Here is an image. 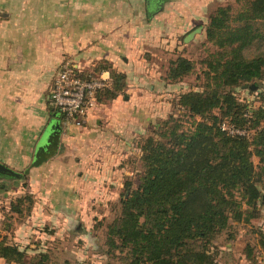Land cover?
Masks as SVG:
<instances>
[{
	"label": "trees",
	"instance_id": "trees-1",
	"mask_svg": "<svg viewBox=\"0 0 264 264\" xmlns=\"http://www.w3.org/2000/svg\"><path fill=\"white\" fill-rule=\"evenodd\" d=\"M206 17L204 41L211 51L197 63L180 53L167 61L162 75L174 83L198 65L196 78L202 82L172 101L180 114L171 111L149 124L137 140L138 155L129 159L139 169L124 176L118 198L107 203L111 218L108 214L92 225L90 236L103 233L107 264L111 257L123 264H216L215 240L221 234L233 240L237 226L249 227L254 235L253 243L244 246L246 257L255 251L264 255V232L252 226L264 205V104L252 107L235 95L237 87L251 90V84L256 88L264 79V0H227ZM102 70L109 73L108 84L96 91V103L127 88L126 75L106 60L76 75L91 79ZM47 103L50 116L59 120L60 112L50 99ZM223 123L245 134H230ZM19 173L6 175L25 187L29 172ZM33 203L31 192L11 197L1 223L9 234L0 239V258L71 264L41 249L39 242L32 248L10 240Z\"/></svg>",
	"mask_w": 264,
	"mask_h": 264
},
{
	"label": "crops",
	"instance_id": "crops-1",
	"mask_svg": "<svg viewBox=\"0 0 264 264\" xmlns=\"http://www.w3.org/2000/svg\"><path fill=\"white\" fill-rule=\"evenodd\" d=\"M147 1L0 0V163L16 172L29 166L55 119L47 101L64 61L83 69L106 60L126 75L127 85L125 93L96 103L82 127H62L56 154L29 169L32 215L10 234L19 246L34 216L62 226L77 217L92 222L106 216L98 215L95 206L105 211L119 196L130 173L132 140L137 142L157 105L153 92L170 85L161 77L167 61L180 53L186 56L198 39L204 40L208 12L226 0H152L162 5L151 14ZM198 27L200 32L184 41ZM98 76L108 78L109 73L102 70ZM141 115L146 118L139 120ZM5 176L0 173V239L9 234L1 224L4 211L11 197L22 193ZM79 228L90 236L92 225Z\"/></svg>",
	"mask_w": 264,
	"mask_h": 264
},
{
	"label": "rangeland",
	"instance_id": "rangeland-1",
	"mask_svg": "<svg viewBox=\"0 0 264 264\" xmlns=\"http://www.w3.org/2000/svg\"><path fill=\"white\" fill-rule=\"evenodd\" d=\"M211 49H212L211 46L207 44L203 39H198L197 42L192 47H190L189 51H186V49L184 50L186 51L185 52L186 56L188 58H191L194 62L197 63L198 60H200V58H204V56L207 55L208 52L211 51ZM199 69L200 68L197 65L192 73L184 76L181 80L176 81L174 83H166V84H170L169 86H157L156 92H153L155 94L153 95L154 96L153 103L155 102L157 105L153 104V109H154V111L152 112L153 115L147 116V124L143 126V128L145 127V129L140 133V136L147 134V130L149 128L150 123H154V121L157 119L167 117L168 113H170L171 111H174L176 115L180 114L178 113V111H176V109H174V106L172 107V101L176 100L179 93L192 89L195 86H197V84L202 82L201 78H196ZM143 90L147 94L150 91L148 86L144 87ZM235 95L239 99L248 102L249 106L252 107L253 106L257 107L264 104V79L259 83H257L256 88H253L251 90L246 88L244 89L242 87H237L235 89ZM158 109H159L158 111L159 115L158 113H154L155 110ZM90 110L88 111V113L90 112ZM144 118H146V116L141 115L139 120H143ZM83 123L80 126H75V127L80 128L83 126ZM224 124L228 125L227 123ZM136 143H137L136 141L132 140V150H131L132 153L129 155V159L131 160L138 155V151H137L138 148ZM256 160L257 159L254 158L255 162ZM127 165H128L127 168L128 170H130L129 171L130 173H134L139 169L138 166L139 163L138 164L132 162L129 163L128 161ZM4 181H6L9 186L14 184V179L8 176L4 177ZM28 182H29V177L25 179V184H26L25 187H22L23 186L22 184L19 185L21 186L20 188L22 190V193L30 192V190L28 189ZM121 190L122 188L119 190V192ZM22 193H18V195ZM12 198H14V195ZM34 203H35V198H34ZM95 208L98 212V215L100 216H102L103 213L104 214L106 213V216H108L110 212V209H108L107 206L105 208V211L101 210L97 206H95ZM31 215L32 212L28 214V216ZM111 215L112 214H109L108 219L111 218ZM26 218L23 220V222L19 224L24 223L26 221ZM96 220L97 219L95 220L93 219V221L90 222L85 218L77 217L76 219L70 222L71 224H68V221H65V224L62 226V224L59 225L58 220H56L53 223V222H48V219H44L41 216L40 217L34 216L33 219H30L28 221L29 233L28 235H26L28 237H25V240L23 241L24 243H21L22 244L21 246L27 245L33 248L34 244L39 242L41 249L49 248L51 254L59 261L68 260L71 264H77V262H81L82 264H107L109 258L104 253V247L101 244V242L103 241V233L101 232V230L99 231V234L97 233L98 236L96 237H93L92 235L89 236L85 232L81 233L80 232L81 230L80 231L76 230V227L78 226L89 227L93 225ZM252 223H253L252 225L253 227L259 226L262 228L264 232V205L261 207L260 216L254 219ZM247 228L249 227L237 226L233 240L226 238L225 234H221L220 236L217 237V239L215 240V247L213 248V250H211L217 252L215 256L216 264H264V255L256 253L257 251H255V256L252 254L251 257L249 258L246 257V253H245L246 251L243 250L244 246L246 243L252 244L254 241L253 233H249L247 231ZM67 230L68 232L64 233V231ZM56 231L58 233L54 234V232ZM40 232L43 233L42 238L38 237ZM252 259H254L255 261ZM110 262L111 264H123L119 262L116 257H111Z\"/></svg>",
	"mask_w": 264,
	"mask_h": 264
},
{
	"label": "built area",
	"instance_id": "built-area-1",
	"mask_svg": "<svg viewBox=\"0 0 264 264\" xmlns=\"http://www.w3.org/2000/svg\"><path fill=\"white\" fill-rule=\"evenodd\" d=\"M79 66L71 61L61 63L53 77L50 90V103L61 114L62 127L80 126L88 115V111L96 104L95 93L106 86L108 78L94 77L85 79L77 76ZM222 129L230 134H245L244 129L222 124ZM4 264H26L5 262Z\"/></svg>",
	"mask_w": 264,
	"mask_h": 264
},
{
	"label": "water",
	"instance_id": "water-1",
	"mask_svg": "<svg viewBox=\"0 0 264 264\" xmlns=\"http://www.w3.org/2000/svg\"><path fill=\"white\" fill-rule=\"evenodd\" d=\"M161 2H154L152 0L147 1L148 14H151L158 10L161 6ZM201 28L198 27L195 30H192L189 34H187L184 38V41H189L196 32H200ZM243 87H247V85H243ZM250 88H255L254 84L250 85ZM62 132V126L59 120L51 119L46 127V136L43 141L37 144L33 158L27 168L24 169V173L27 174L31 167H37L41 165L43 162L47 161L49 158L54 156L58 150L59 146V138ZM0 173L8 174L12 176L20 175L19 172H16L4 164L0 163Z\"/></svg>",
	"mask_w": 264,
	"mask_h": 264
}]
</instances>
